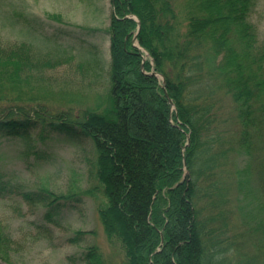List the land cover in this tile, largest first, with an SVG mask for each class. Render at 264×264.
I'll return each instance as SVG.
<instances>
[{
	"label": "trees",
	"instance_id": "obj_1",
	"mask_svg": "<svg viewBox=\"0 0 264 264\" xmlns=\"http://www.w3.org/2000/svg\"><path fill=\"white\" fill-rule=\"evenodd\" d=\"M169 1L112 0L105 97L77 114L37 102L50 94L39 74L57 59L30 42L0 38V136L87 139L88 175L97 182L81 188L72 177L67 191L41 185L17 194L43 205L51 221L62 206L98 189L100 222L120 242L125 264H252L228 256L230 244L206 227L195 201L201 176L213 175L204 172L208 159L224 165L231 153L255 160L264 192V38L249 20L257 0H188L182 32ZM223 95L229 113L220 119L233 123L228 135L216 129ZM217 141L206 158L205 148ZM10 193L0 180V197ZM83 233L68 240L79 242ZM20 244L0 221V258L10 262ZM81 258L104 264L96 245Z\"/></svg>",
	"mask_w": 264,
	"mask_h": 264
},
{
	"label": "rangeland",
	"instance_id": "obj_2",
	"mask_svg": "<svg viewBox=\"0 0 264 264\" xmlns=\"http://www.w3.org/2000/svg\"><path fill=\"white\" fill-rule=\"evenodd\" d=\"M169 2L182 32L188 0ZM111 12L112 0H0L3 42H30L59 62L40 72L50 94L37 102L45 104L52 112L70 110L77 114L85 108L96 107L100 97H105L110 60L107 29ZM51 14H58L62 20L52 18ZM249 20L262 40L264 0L256 1ZM134 44L137 45L135 37ZM143 52L149 57L145 50ZM222 97V103L217 104L216 129L228 135L233 123L229 124L220 116L229 113L230 102L228 95ZM23 103L35 105L36 101ZM233 134L237 136L236 132ZM211 144L213 147L208 145L203 153L206 158L220 146L218 141ZM90 156H93V148L87 139L72 140L56 133L43 141L34 135L28 140L0 136V180L11 185V193L0 197V221L21 243L10 262L0 258V264H87L81 255L91 245L98 246L104 264H125L120 242L108 237L100 222L97 204L102 196L98 189L94 196L84 194L81 201L62 206L51 221L45 219L43 205L28 203L17 194L41 185L56 192L67 191L72 177L77 178L76 183L81 188H95L97 182L88 175L86 157ZM216 161V158L208 159L207 164L211 166L205 167L204 172L212 171L213 175L205 173L198 183L195 202L200 216L206 227L216 230L224 245L230 244L228 256L234 261L243 255V259H254L252 264H264V192L259 188V166L255 160L250 163L246 157L235 153L229 155L224 165ZM247 162L250 168L246 177L243 168ZM201 163L203 166L202 160ZM77 230L84 233L79 242L71 243L68 238ZM205 230L207 232V228Z\"/></svg>",
	"mask_w": 264,
	"mask_h": 264
}]
</instances>
